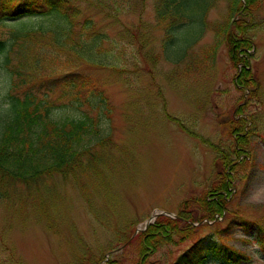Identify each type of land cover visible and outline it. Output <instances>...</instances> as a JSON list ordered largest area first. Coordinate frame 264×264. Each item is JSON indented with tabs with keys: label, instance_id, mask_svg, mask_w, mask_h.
I'll list each match as a JSON object with an SVG mask.
<instances>
[{
	"label": "rangeland",
	"instance_id": "374dc122",
	"mask_svg": "<svg viewBox=\"0 0 264 264\" xmlns=\"http://www.w3.org/2000/svg\"><path fill=\"white\" fill-rule=\"evenodd\" d=\"M82 1L85 13L93 11ZM242 2L245 9L229 19L230 35H243L248 42L238 48L242 60L237 64L227 38L213 28L181 63L165 59L154 0H132L130 12L113 19L95 16V30L108 36L103 52L96 51L120 65L102 67L75 52L70 57L63 52L61 59L77 58L79 69L107 93L112 137L97 152L102 151L105 163L100 159L97 164L111 170L100 168V179L93 175L91 183L81 174L76 181L58 175L41 183L37 195L19 188L0 202V264H91L101 256L99 264H136L138 243L128 245L125 239L135 228L145 230L153 213L168 211L174 216H157L175 218L185 208L202 217L193 221L197 233L180 234L178 244L160 249L152 263H168L196 235L221 228L224 242L248 256L230 264H264L257 231L247 232L240 225L244 218L264 225V0ZM228 7L229 0L215 4L209 23L223 26ZM73 30L80 34L78 25ZM131 30L144 36L143 46V37L133 38ZM40 43L39 50L50 44ZM179 53L174 49L169 56ZM51 54L45 57L49 67L59 53ZM148 54L154 58L148 59V66L155 67L153 76L142 70ZM4 82L1 77V93ZM222 173L231 177L228 189L218 192L224 195L217 203H224L223 209L203 216V200H218L208 193Z\"/></svg>",
	"mask_w": 264,
	"mask_h": 264
},
{
	"label": "trees",
	"instance_id": "16d2710c",
	"mask_svg": "<svg viewBox=\"0 0 264 264\" xmlns=\"http://www.w3.org/2000/svg\"><path fill=\"white\" fill-rule=\"evenodd\" d=\"M86 1L93 11L85 13L82 0H0V78L3 77L5 81L2 93L0 89L1 203L11 199L19 188L23 191L27 188L29 195L33 196L41 183L47 184V180L58 175L64 180L73 178L76 181L81 174L91 183L93 175L100 179L101 169L111 170L100 158L102 151L97 153L112 137L109 98L102 86H96L92 75L79 69L81 63H77V58L72 60L69 57L75 52L92 64L111 68L119 66V63L113 64L107 57L98 54L103 52L101 47L108 36L103 31L95 30V16L100 13L113 19L119 13H128L132 0ZM154 1L157 27L163 32L159 42L162 48L160 54L165 55V59L181 63L187 59L192 46L201 40L207 30L213 28L218 36L227 38L234 64L242 60L238 48L248 42L243 35H230L232 25L229 20L245 9L242 0H229V18L223 26H214L208 19L213 6L221 0ZM76 25L80 29L78 36L73 30ZM239 28L244 33V27L239 25ZM139 34L138 31L132 33V30L130 33L136 39L143 37L140 41L143 46L144 36L141 34L142 37H138ZM43 40L50 44L39 50ZM97 48L100 52L96 51ZM174 49L180 53L172 58L169 52ZM52 51L59 54L53 57L49 67L45 57L52 56ZM63 52L69 55L70 60L62 61ZM144 56L147 67L142 70L153 76L155 67L148 66L149 56L152 55ZM151 62L153 65L154 61ZM65 65L68 66L66 69ZM99 160L104 162L103 168L100 162L97 164ZM220 175L217 185L208 193L214 197L216 195L218 200H203V216L223 209L224 203L219 206L217 203L223 201L224 195L218 192L228 189L227 180L231 177L228 173ZM195 214L185 208L175 218L159 215L155 223L133 237L135 228L125 239L128 245L138 243L135 263L154 264L152 257L168 244H178L180 234L187 232L181 235L183 238L189 234L195 235L198 228L193 221L202 218ZM240 225L247 232L257 231V244L264 256V225L258 220L245 218ZM220 232L221 228H215L208 234L196 235L193 242L179 254L170 255L166 264H230L233 260H246L248 256L244 251L228 246ZM11 257V260H15ZM2 258L9 259L5 256ZM101 258L91 260V264H99ZM112 263L109 261V264Z\"/></svg>",
	"mask_w": 264,
	"mask_h": 264
},
{
	"label": "water",
	"instance_id": "95a60500",
	"mask_svg": "<svg viewBox=\"0 0 264 264\" xmlns=\"http://www.w3.org/2000/svg\"><path fill=\"white\" fill-rule=\"evenodd\" d=\"M172 214L173 216H174V214L173 213H171V212H168V211H164V212H161V213H158V212H156V213H153L152 215H151V217L149 218V220L146 222V226L148 225V224H150L151 222H152V219H154V218H156V216L158 215V214ZM138 230H141L140 228H137V231Z\"/></svg>",
	"mask_w": 264,
	"mask_h": 264
}]
</instances>
